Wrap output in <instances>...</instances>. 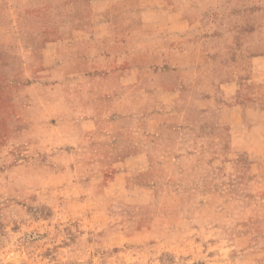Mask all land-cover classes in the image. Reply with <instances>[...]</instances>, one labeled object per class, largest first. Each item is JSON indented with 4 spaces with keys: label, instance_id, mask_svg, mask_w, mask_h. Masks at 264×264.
Returning a JSON list of instances; mask_svg holds the SVG:
<instances>
[{
    "label": "rangeland",
    "instance_id": "374dc122",
    "mask_svg": "<svg viewBox=\"0 0 264 264\" xmlns=\"http://www.w3.org/2000/svg\"><path fill=\"white\" fill-rule=\"evenodd\" d=\"M95 1L0 0V264H264V147L230 152L211 116L186 137L207 152L185 154L49 74L46 44L86 29ZM186 1L216 80L243 77L264 110V0Z\"/></svg>",
    "mask_w": 264,
    "mask_h": 264
},
{
    "label": "crops",
    "instance_id": "0c3cea01",
    "mask_svg": "<svg viewBox=\"0 0 264 264\" xmlns=\"http://www.w3.org/2000/svg\"><path fill=\"white\" fill-rule=\"evenodd\" d=\"M92 5L97 17L86 29L71 39L49 41L43 49L51 76L62 78L66 89L101 91L95 101L110 108L114 122H142L146 136H153L149 123L180 134L185 154L207 152L186 137L198 132L199 118L212 116L214 129H227L230 152L247 154L251 163L259 160L264 110L240 90L243 77L216 80L212 58L193 33L200 22L184 11L190 5L186 0H180V13L165 0H96ZM11 42L4 30L0 48H10ZM157 90L162 92L161 115L153 109ZM92 99L90 105L96 103ZM96 115L88 121L97 120ZM206 132L211 135L210 128Z\"/></svg>",
    "mask_w": 264,
    "mask_h": 264
}]
</instances>
